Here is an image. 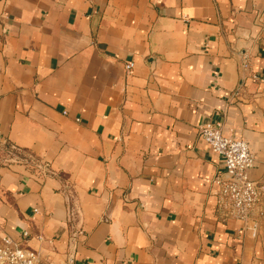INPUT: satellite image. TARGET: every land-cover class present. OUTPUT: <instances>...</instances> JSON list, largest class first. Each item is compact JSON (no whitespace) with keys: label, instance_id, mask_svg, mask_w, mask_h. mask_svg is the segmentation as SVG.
<instances>
[{"label":"crops","instance_id":"crops-1","mask_svg":"<svg viewBox=\"0 0 264 264\" xmlns=\"http://www.w3.org/2000/svg\"><path fill=\"white\" fill-rule=\"evenodd\" d=\"M206 122L254 156L255 231ZM0 141L54 173L0 156V237L43 264H264V0H0Z\"/></svg>","mask_w":264,"mask_h":264},{"label":"built area","instance_id":"built-area-1","mask_svg":"<svg viewBox=\"0 0 264 264\" xmlns=\"http://www.w3.org/2000/svg\"><path fill=\"white\" fill-rule=\"evenodd\" d=\"M133 67L132 63L125 65L129 72ZM247 67L246 61L241 68ZM200 141L208 146L212 155L219 158L222 169L211 179L213 196L216 199V211L226 218L239 221L243 229L248 223H252L253 231L256 230L263 215L259 203L263 188L249 177L254 164V156L247 143L241 140H234L224 137L221 126L218 123L206 122L198 128ZM0 150L7 156V159L14 163L26 162L19 154L23 151L8 143L0 141ZM25 153V152H24ZM26 159H35L29 155ZM44 177L52 176L48 170V164H42ZM73 216V209L69 208V217ZM26 236V233L23 234ZM0 264H43L39 255L23 246L20 242L14 241L7 236L0 237Z\"/></svg>","mask_w":264,"mask_h":264},{"label":"rangeland","instance_id":"rangeland-1","mask_svg":"<svg viewBox=\"0 0 264 264\" xmlns=\"http://www.w3.org/2000/svg\"><path fill=\"white\" fill-rule=\"evenodd\" d=\"M2 150H0V156L1 157H6V159H7V156L6 155H4L2 152H1ZM19 156L21 157V158H24V160H26V162H24V165H27V166H31V167H33V168H35L36 170H38V172L42 175V174H44L45 172L43 171L44 169H43V167H41V165L42 164H47V163H43L41 160H39V159H26V158H28V156H29V154L27 153V152H23V153H21V154H19ZM48 170L50 169V171L53 173V171L51 170V168L49 167V164H48V168H47ZM43 176V175H42ZM52 176H54V173H53V175ZM44 177V176H43ZM46 177H49V176H46Z\"/></svg>","mask_w":264,"mask_h":264}]
</instances>
